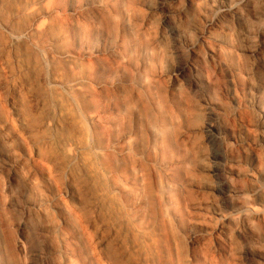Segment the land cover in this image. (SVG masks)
I'll list each match as a JSON object with an SVG mask.
<instances>
[{
	"label": "bare ground",
	"instance_id": "6f19581e",
	"mask_svg": "<svg viewBox=\"0 0 264 264\" xmlns=\"http://www.w3.org/2000/svg\"><path fill=\"white\" fill-rule=\"evenodd\" d=\"M127 3L0 0V107L9 113L0 123V133L9 130L8 141L14 139L32 149L14 164L35 167L27 174L30 184H39L37 171L60 188L53 199L27 197L23 211L39 217L52 215L54 209L61 211L65 225H73L89 245L91 264H177L180 253L174 226L182 219L180 199L172 180L174 169L163 161L176 145L165 131L167 99H158L152 90L157 78L165 77L166 72L152 75L151 65L159 57L158 51L152 43L146 44V34L144 38L139 33V29L152 28L153 18L143 22L136 18L134 28L140 27L137 33L131 27L123 30L136 6L130 0ZM185 3L184 9L195 8L202 15H210L201 41L212 58H216L217 46H231L225 35L228 28L219 27L222 15L244 20L241 9L248 7L264 28V0H240L225 6L221 0ZM147 7L153 17L156 7ZM216 30L219 33L215 34ZM189 41L185 39L184 44L195 59V43ZM191 67L198 76L195 61ZM27 92L37 96V107L32 106ZM262 97L259 110L264 122V94ZM38 111L44 117L39 118ZM71 182L90 190L92 198H87L93 200L91 207L79 203L80 207L76 203L71 206L65 200L77 198L79 189ZM4 186L0 178V264H18L15 248L25 257L28 250L22 223L16 230L6 224L10 216ZM234 194L239 195L237 191ZM55 201L57 207L52 206ZM260 214L245 201L231 219L241 230L252 232L253 218ZM96 218L102 221L100 231H111L109 238L97 240L98 244L88 237ZM215 218L216 225L194 234L192 246L200 236L215 238L218 245L230 240V219L218 212ZM69 236H58L61 264H81Z\"/></svg>",
	"mask_w": 264,
	"mask_h": 264
},
{
	"label": "rangeland",
	"instance_id": "374dc122",
	"mask_svg": "<svg viewBox=\"0 0 264 264\" xmlns=\"http://www.w3.org/2000/svg\"><path fill=\"white\" fill-rule=\"evenodd\" d=\"M130 1L136 5L135 12H132L134 17L124 24L125 27L122 25L123 30L131 27L137 30V33L140 27L137 25L136 29L134 28L135 20L140 19L143 22L144 19L153 18L150 21L152 28L146 31L139 29V33L144 38L147 35L146 44L152 43L158 51L156 53L159 57L151 65L152 75L166 72L163 79L157 78L152 90L157 98L167 99L165 131L173 145H176L173 152L167 154L163 161L174 169L172 180L176 185L177 198L180 199L178 200L182 219L174 226L175 239L177 244L179 243L177 253H180L177 264H196L198 261V264H264V122L259 110L264 94L262 21L256 19L248 7L241 9L244 20H236L229 14L222 15L219 27H226V30L228 28L225 35L231 46H217L219 50L216 58H212L208 56L206 46L201 41L209 14L202 15V12L195 8L184 9L185 0H177L176 3H172L174 0ZM239 1L221 0V4L225 6L229 3L237 4ZM121 2L128 5V0ZM148 5L156 7L153 17L147 11ZM179 10H183L181 15L178 14ZM219 31L216 30L215 34ZM185 39L195 43V59L184 44ZM133 61H136V58ZM192 61L198 65V76L191 67ZM33 94L30 93L28 98L31 99L32 106L37 107L38 98ZM5 109L4 106L0 107V123L9 117ZM38 115L39 118L44 117L40 111ZM10 135L9 130L0 133V178L3 186H6L5 196L9 200L10 217L8 216L9 221L6 224L10 225L8 229L16 230L22 223L23 241L28 250V256L25 257L15 248V262L61 264L63 256L60 253L62 247L58 236L70 235L78 261L81 259V264H91L89 245L73 225H65L61 211L54 209L55 213L52 212V215L40 217L38 214L23 211L22 207L28 198L39 201L42 198L51 199L58 195L60 188L53 186L37 171L34 174L40 180L39 184H30L27 174L32 172L33 168L35 170V167H32V164L29 166L30 163L23 167L14 164L32 149L26 148L25 143L17 140L8 141L11 139ZM30 142L33 143L32 140ZM71 183L79 189L76 190L77 198L75 201L71 198L65 200L71 206L75 203L77 206L79 203L81 206L88 204L91 207L93 200L88 199L92 198L90 190L85 188L84 191L77 183ZM235 191L239 193L238 196L234 194ZM245 201L261 213L253 218L252 232L241 230L231 219L239 213ZM56 204L55 201L52 206ZM216 212L230 219L227 222L230 240L218 245L215 238L213 240L211 237L200 236L192 246L190 239L194 234H199L203 229H209L218 223ZM96 219L98 221L94 220V226L88 233L90 235H87L92 238L91 242L98 244L103 239H108L111 231L109 228L100 231L102 221ZM13 230L11 231L15 233Z\"/></svg>",
	"mask_w": 264,
	"mask_h": 264
}]
</instances>
